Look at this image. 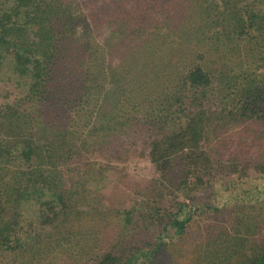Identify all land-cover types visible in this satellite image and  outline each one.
<instances>
[{
	"label": "trees",
	"instance_id": "1",
	"mask_svg": "<svg viewBox=\"0 0 264 264\" xmlns=\"http://www.w3.org/2000/svg\"><path fill=\"white\" fill-rule=\"evenodd\" d=\"M91 1L0 7V67L23 88L0 109V252L13 255L0 264H158L168 250V264H264V159L223 166L210 144L229 123L264 121V0H123L107 15ZM44 104L85 128L34 124L24 107ZM139 147L161 181L110 204L113 163ZM81 150L104 162L74 178ZM217 180L238 185L236 209L200 197ZM28 205L39 228L21 234Z\"/></svg>",
	"mask_w": 264,
	"mask_h": 264
},
{
	"label": "rangeland",
	"instance_id": "2",
	"mask_svg": "<svg viewBox=\"0 0 264 264\" xmlns=\"http://www.w3.org/2000/svg\"><path fill=\"white\" fill-rule=\"evenodd\" d=\"M169 1L175 3L180 9L187 8L186 0ZM10 2L11 0H0V7H6ZM86 2L90 3L92 1L86 0ZM122 3L123 0H99L96 2L93 11L98 12L100 15H102L103 13L106 15L111 14L114 13L117 8H121ZM168 8H170L169 5ZM246 61L249 62L251 61V59L247 57V59L240 64L241 69H250V67L245 63ZM235 63L236 60L234 59V57H231V65ZM7 67V64H4L0 67V109L3 108L5 104L12 103L16 98L22 95L21 91L23 88H21V85L16 81V78L14 77L12 72L8 70ZM251 67L253 69V66ZM217 85L218 84L215 83V85H213L212 93H209V95L211 94L210 99L212 101H216L218 99L217 95H220L217 92V89L219 87ZM176 105L179 106L177 103ZM179 107L181 108V106ZM24 109L25 111L33 112V116L35 117V120L33 122L38 126H41L48 120H53V124H58L57 120L60 118L65 124L64 127L66 128H85L83 124L80 122L78 123V121L74 122L73 124L70 123L68 121L69 118L67 119L66 115L64 117L62 115V112L56 111V114H52L51 105H41L40 109H38L36 105H32V107L25 106ZM229 124L230 125L226 128L222 127L215 134V137L217 136V138L210 143L211 154H213L214 158L216 160L220 159L223 166H232L231 159H237L240 161L239 168L242 169L248 168V163L255 162L258 158L264 159V121L258 123L244 122L241 124L238 122H233ZM0 135H2V133H0ZM6 138L8 137L0 136V140L2 141ZM142 150V147H139L137 151L128 153L124 161L119 162V164L117 162L113 163L114 168L108 173V184L107 189H105L107 191L106 196L109 198L110 204H115L120 207L132 206L134 203H138L140 201V199L142 198L141 196L145 194L146 190L150 189V186H154L155 183H158L159 180L161 181L162 176H160V174L155 171L154 166L145 155V151ZM80 154L81 155H77L73 160H71L72 165H66L65 167V170L69 172V175L73 176L74 178H81V172L89 168V165H87L88 163H86L87 161L104 162L101 157H99L92 151L85 152L81 150ZM13 165L15 166V163H13ZM248 170L249 172H252V170ZM239 171L240 170H238L234 175L235 178L237 177V175L241 174V172L238 173ZM223 173L224 172H219L220 178L221 176H223ZM210 185L211 184H206L205 187L203 186L202 188H200V190L198 191L199 193H201L200 197L206 200L208 199V202H211L213 204H219V201L221 199L227 200L228 206L226 207L230 208V210H233L236 206L233 199L237 195H242L240 193L241 190H238L237 188L238 185H232L229 189L226 190L223 189V185L219 182V180L216 181V184L214 183V188L213 186L207 188ZM259 203L260 206L264 207V200L259 201ZM200 211L203 212L202 209H200ZM36 212L37 208L34 205H28L25 208V215L20 221L21 234H24L26 232H35L38 230L39 224L36 217ZM230 214L233 216L234 213ZM230 214L224 213L222 214V216H215V218H218L217 221L222 222L230 218ZM209 216L211 215H207L206 217ZM206 217H204L203 221L208 224V220L205 219ZM116 232L117 229L115 227H112V229H108L104 232V235H106V237L102 239L101 242L102 250L108 247L109 243L113 239L112 236H114ZM8 254H1L0 252V260H11L13 258V255ZM169 254L170 250L165 251L162 255H160L158 264H168L170 257ZM63 263L73 264L72 260L70 259H64Z\"/></svg>",
	"mask_w": 264,
	"mask_h": 264
}]
</instances>
